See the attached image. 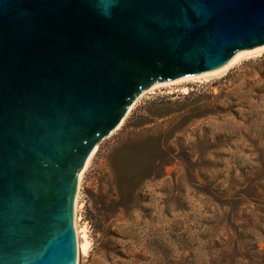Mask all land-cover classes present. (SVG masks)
Segmentation results:
<instances>
[{
  "label": "water",
  "instance_id": "water-1",
  "mask_svg": "<svg viewBox=\"0 0 264 264\" xmlns=\"http://www.w3.org/2000/svg\"><path fill=\"white\" fill-rule=\"evenodd\" d=\"M264 45V0H0V264H77L79 173L156 83Z\"/></svg>",
  "mask_w": 264,
  "mask_h": 264
},
{
  "label": "rangeland",
  "instance_id": "rangeland-1",
  "mask_svg": "<svg viewBox=\"0 0 264 264\" xmlns=\"http://www.w3.org/2000/svg\"><path fill=\"white\" fill-rule=\"evenodd\" d=\"M177 80L146 89L98 144L80 184L91 246L77 264H228L236 247L233 264H264V51ZM148 148L164 163L137 186L132 176L118 208L123 161Z\"/></svg>",
  "mask_w": 264,
  "mask_h": 264
},
{
  "label": "trees",
  "instance_id": "trees-1",
  "mask_svg": "<svg viewBox=\"0 0 264 264\" xmlns=\"http://www.w3.org/2000/svg\"><path fill=\"white\" fill-rule=\"evenodd\" d=\"M157 146V145H156ZM163 148V143L158 144V149ZM151 161L152 163H161L163 162V159L161 157L155 156V149L154 148H148L144 151H138L137 153H133L129 155L124 161L122 165V171L121 174L123 175V182L119 184V193L118 196L121 198V202L118 203V208H124L126 207V201H122V198L125 196V184L128 183V180L136 178V186L139 184V181L147 178L151 173H149V168L151 167ZM164 163V162H163ZM133 176V177H132ZM132 192L135 191L134 188H131ZM131 191V190H130ZM241 256L239 254L238 248H234L233 252L230 253L223 262H229L228 264H233V261H235V257ZM228 260V261H227ZM252 261V259H250ZM253 263V261L251 262Z\"/></svg>",
  "mask_w": 264,
  "mask_h": 264
},
{
  "label": "bare ground",
  "instance_id": "bare-ground-1",
  "mask_svg": "<svg viewBox=\"0 0 264 264\" xmlns=\"http://www.w3.org/2000/svg\"><path fill=\"white\" fill-rule=\"evenodd\" d=\"M263 51H264V45L253 47L250 49L240 50L233 56V58L231 60H229L227 63H225L223 66H221L219 68H216V69L210 70V71H204V72H201L200 74L198 73V75H196V76H193V75L183 76L182 78L180 77V80H177L175 82H179V81H182L184 79L202 78V77H207L209 75L220 73L222 71H225L226 69H228L230 66L234 65L235 63L239 62L243 57L248 56V55L258 54V53H261ZM172 80H174V79H172ZM175 82H170V83L172 84ZM133 105H132V107H133ZM97 149H98V144L96 145V147L92 151L91 155L89 156L85 167L79 173V184H78V190H77V194H76V198H75L74 224H75V228H76L78 251L80 254H81V252L83 254H88V252L90 250V246H91V240H90L89 234H88V227H86V226L80 227L79 226L78 211L80 208V205H79L80 184H81V181L83 179L84 172H85L86 168L88 167V165L90 164V161H91L92 157L95 155Z\"/></svg>",
  "mask_w": 264,
  "mask_h": 264
}]
</instances>
